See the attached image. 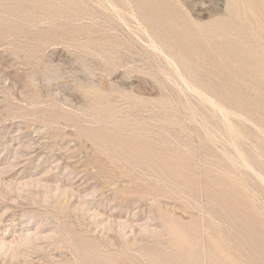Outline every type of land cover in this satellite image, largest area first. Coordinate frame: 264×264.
I'll use <instances>...</instances> for the list:
<instances>
[{"label":"rangeland","instance_id":"obj_1","mask_svg":"<svg viewBox=\"0 0 264 264\" xmlns=\"http://www.w3.org/2000/svg\"><path fill=\"white\" fill-rule=\"evenodd\" d=\"M0 264H264V0H0Z\"/></svg>","mask_w":264,"mask_h":264}]
</instances>
